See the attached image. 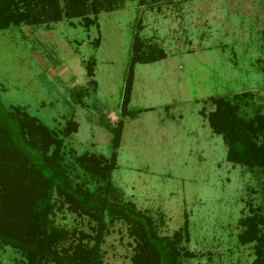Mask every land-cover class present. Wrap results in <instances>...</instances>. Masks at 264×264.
<instances>
[{"label":"rangeland","instance_id":"obj_1","mask_svg":"<svg viewBox=\"0 0 264 264\" xmlns=\"http://www.w3.org/2000/svg\"><path fill=\"white\" fill-rule=\"evenodd\" d=\"M96 23L84 28L72 18L1 30L0 101L23 107L55 131L68 119L76 122L63 138L69 157H108V128L121 120L110 172L119 198L144 212L156 235L179 232V264H250L251 246L236 240L237 221L247 202L260 204V178L225 161V145L204 114L213 108L210 97L232 100L241 93L239 115L264 114V0H122ZM135 34L165 57L133 66L129 115L121 116ZM90 59L93 87L84 69ZM54 221L80 225L65 210ZM100 247L101 264H131L135 241L115 220ZM19 260L0 247V264Z\"/></svg>","mask_w":264,"mask_h":264},{"label":"trees","instance_id":"obj_2","mask_svg":"<svg viewBox=\"0 0 264 264\" xmlns=\"http://www.w3.org/2000/svg\"><path fill=\"white\" fill-rule=\"evenodd\" d=\"M143 4L145 0H138ZM122 5V0H0V31L10 26H39L78 18L84 28L97 26L96 16ZM98 37L94 40L97 44ZM165 57L154 43H145L135 34L120 104V115H129L127 103L133 66ZM93 61L84 63L86 83L94 86ZM79 92L76 98H80ZM209 98L213 108L204 114L210 131L225 145L224 159L260 178L262 200L239 218L237 243L250 245V264H264V114L239 115L238 103ZM68 119L55 131L19 106L0 101V247L15 251L21 264H101V244L107 224L120 220L135 241L131 264H179V232L158 236L151 219L131 201L121 200L110 183L115 167L122 121L108 130L111 153L108 157L83 152L67 156L63 138L76 130ZM67 211L80 225L66 228L55 223V212ZM108 221V223L106 222ZM186 236V228H182ZM185 254V253H184ZM186 255V254H185Z\"/></svg>","mask_w":264,"mask_h":264}]
</instances>
